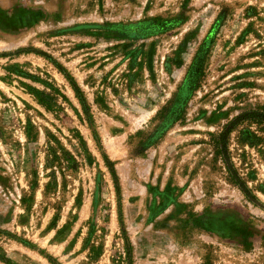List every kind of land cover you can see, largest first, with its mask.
Returning <instances> with one entry per match:
<instances>
[{
  "label": "rangeland",
  "instance_id": "obj_1",
  "mask_svg": "<svg viewBox=\"0 0 264 264\" xmlns=\"http://www.w3.org/2000/svg\"><path fill=\"white\" fill-rule=\"evenodd\" d=\"M263 115L264 0H0V264H264Z\"/></svg>",
  "mask_w": 264,
  "mask_h": 264
},
{
  "label": "trees",
  "instance_id": "obj_2",
  "mask_svg": "<svg viewBox=\"0 0 264 264\" xmlns=\"http://www.w3.org/2000/svg\"><path fill=\"white\" fill-rule=\"evenodd\" d=\"M205 54H206L205 50L201 49L197 57H195L192 65L190 66V70L188 74V78L190 82H195L199 78V75L201 74L202 63L204 61Z\"/></svg>",
  "mask_w": 264,
  "mask_h": 264
}]
</instances>
